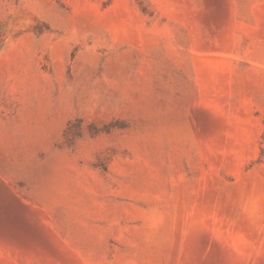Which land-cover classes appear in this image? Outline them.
<instances>
[{"label": "rangeland", "instance_id": "obj_1", "mask_svg": "<svg viewBox=\"0 0 264 264\" xmlns=\"http://www.w3.org/2000/svg\"><path fill=\"white\" fill-rule=\"evenodd\" d=\"M0 264H264V0H0Z\"/></svg>", "mask_w": 264, "mask_h": 264}]
</instances>
